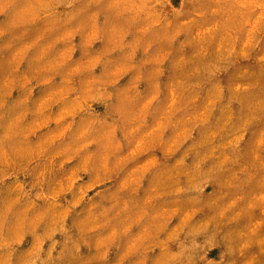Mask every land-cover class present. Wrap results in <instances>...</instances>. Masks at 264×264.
<instances>
[{
  "label": "rangeland",
  "instance_id": "obj_1",
  "mask_svg": "<svg viewBox=\"0 0 264 264\" xmlns=\"http://www.w3.org/2000/svg\"><path fill=\"white\" fill-rule=\"evenodd\" d=\"M0 264H264V0H0Z\"/></svg>",
  "mask_w": 264,
  "mask_h": 264
}]
</instances>
